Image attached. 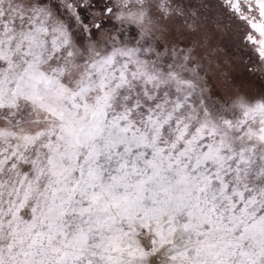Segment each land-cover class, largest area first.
<instances>
[{
    "label": "snow or ice",
    "instance_id": "obj_1",
    "mask_svg": "<svg viewBox=\"0 0 264 264\" xmlns=\"http://www.w3.org/2000/svg\"><path fill=\"white\" fill-rule=\"evenodd\" d=\"M0 264H264V0H0Z\"/></svg>",
    "mask_w": 264,
    "mask_h": 264
}]
</instances>
